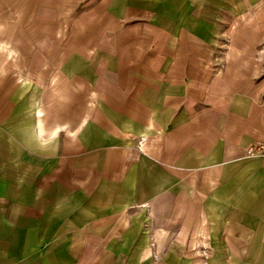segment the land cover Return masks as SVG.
<instances>
[{
	"label": "crops",
	"instance_id": "0c3cea01",
	"mask_svg": "<svg viewBox=\"0 0 264 264\" xmlns=\"http://www.w3.org/2000/svg\"><path fill=\"white\" fill-rule=\"evenodd\" d=\"M53 1L0 68V264H264V0Z\"/></svg>",
	"mask_w": 264,
	"mask_h": 264
},
{
	"label": "rangeland",
	"instance_id": "374dc122",
	"mask_svg": "<svg viewBox=\"0 0 264 264\" xmlns=\"http://www.w3.org/2000/svg\"><path fill=\"white\" fill-rule=\"evenodd\" d=\"M52 1L0 0V68H13L20 45L32 42L31 50L34 47L45 50V28L41 25L45 23L46 11L51 10Z\"/></svg>",
	"mask_w": 264,
	"mask_h": 264
},
{
	"label": "built area",
	"instance_id": "2783aa9c",
	"mask_svg": "<svg viewBox=\"0 0 264 264\" xmlns=\"http://www.w3.org/2000/svg\"><path fill=\"white\" fill-rule=\"evenodd\" d=\"M248 155L264 156V137L247 148Z\"/></svg>",
	"mask_w": 264,
	"mask_h": 264
}]
</instances>
